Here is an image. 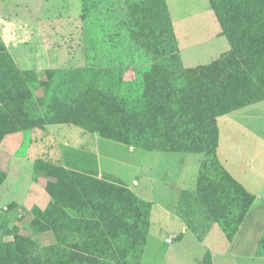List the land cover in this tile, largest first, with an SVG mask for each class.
Returning a JSON list of instances; mask_svg holds the SVG:
<instances>
[{
  "label": "trees",
  "instance_id": "1",
  "mask_svg": "<svg viewBox=\"0 0 264 264\" xmlns=\"http://www.w3.org/2000/svg\"><path fill=\"white\" fill-rule=\"evenodd\" d=\"M209 1L242 68L223 80L212 79V68L199 75L184 69L167 0H135L128 7V21L119 24L121 36L122 29L129 31L135 78L124 77V61L121 69L88 61V68L74 80L67 79L74 75L71 70H22L0 36V145L10 134H24L46 123L72 122L135 148L200 154L198 201L233 242L256 195L221 161L218 117L264 100V0ZM147 24L162 28L169 37L157 40L161 55L152 53L150 34L143 30ZM35 164L37 172L54 178L49 183L53 194L48 208L35 207L48 215L49 225L35 229L53 230L56 241L43 249L14 230L12 242L0 239V264H142L150 201L127 186L108 184L97 174L44 160ZM2 175L0 171V184ZM78 202H82L79 216L68 215L64 207L74 208ZM127 207L134 212L126 213L131 216L129 224H136L134 230L115 219L124 216ZM256 254L264 256V235ZM202 264H215L211 250L204 253Z\"/></svg>",
  "mask_w": 264,
  "mask_h": 264
},
{
  "label": "rangeland",
  "instance_id": "2",
  "mask_svg": "<svg viewBox=\"0 0 264 264\" xmlns=\"http://www.w3.org/2000/svg\"><path fill=\"white\" fill-rule=\"evenodd\" d=\"M134 1L47 0V2H44V0H5L4 8H13L17 14L16 18L24 20L21 23L22 26L20 23L17 24L22 29L16 27V32L12 30L13 34H8L7 39L9 44L16 46V49L20 48L24 52H28L34 46L32 39L39 37L37 33L38 27L35 28V26L40 24L45 31H47L49 25L57 27L56 36L52 33V37L56 39L57 44L48 45L47 48L52 50L57 47L64 48L66 59L67 56L77 57L80 60L86 59L87 53L90 52L92 57L88 61L96 65H103V67L109 66V64H116L115 68L121 69L124 67L121 63L124 61V77L127 79L135 78L136 74L133 72L135 68L134 55L130 50L132 44L130 37L128 38L129 31L126 28L122 29L121 31L124 34L121 36V27L119 25L120 22L128 21V13L131 10L128 7ZM138 1L140 2L141 0ZM206 1L210 2L209 0ZM202 3V0H173L171 5L180 42L186 48V50H183V56L187 65L199 61L207 64L214 54V50H211L210 47L216 41L215 33L219 30L220 22L216 21L217 17L215 20L209 10L208 12L206 10V12H200V7H204ZM205 8L207 9V6ZM200 13L201 15H199ZM11 16L12 13L10 12L8 17ZM48 19L50 20L48 21ZM150 26L147 24L142 27L143 30L147 31V34H150L147 40L149 45H152H150L152 53L161 55L163 49H159L158 41H161V38L165 40L169 37L162 28L160 31L165 33L160 35V31L156 26ZM69 28H73L71 31L72 38L67 37L65 39L68 32L63 30L66 29L68 31ZM75 29L78 31H75ZM62 40H64V43ZM112 44H116L117 48L112 49ZM193 52L195 55H193ZM139 54L142 56L143 52ZM91 58H93L92 62ZM194 59L197 62H193ZM89 62L81 63L82 66L77 67V69H73L70 66H66L70 67L67 70L60 69L62 65L55 66V69L71 70L74 74L77 72L80 75L82 74L81 70L88 68ZM138 66L140 65L137 64ZM226 124L228 125L227 127ZM220 126L223 131L222 140L224 136L230 137L222 143V152L230 162L235 163L236 167H234L238 173L236 174L237 177L263 196L249 215L250 218H248L244 227L245 231L242 234V240L231 246L219 225L206 213L205 207L200 201L194 202V206L193 200L190 199L191 202L188 200L187 203L182 200V202L173 204V206L180 208H177V210L173 209L177 212L180 211L179 213L185 218L183 220L184 224L189 229L184 232L183 225L174 224V221L168 222L164 218L161 221H157L159 224L161 223L160 226L163 228L164 234L175 230L183 232V236L181 239L176 240L173 245L169 244L168 241H157L154 237H150L142 264H202V257L208 246L215 248L217 264H261L260 258L263 256L258 257L256 252L264 235V102L244 108L239 113L233 114L232 117L221 119ZM71 128L79 130L74 129L76 128L74 126ZM85 134L91 137L90 133ZM71 135V138L61 137L58 145L54 141L53 154L58 150V152L65 155L68 163L80 169H95V171H98L97 166L101 162L105 172L120 176L123 179L105 174V179H103L111 182H107L108 184L116 185L119 183L123 186H133L132 179L135 173H138L142 178L144 170L152 168V172L157 179L160 180L162 178L164 181L162 185L156 186L158 188L157 195L160 190L161 193L165 190L174 197L183 195L189 198L191 195L190 190H192L193 186L197 187L202 159L200 154L182 156L181 153L149 152L137 149L135 158L132 160L129 148L124 144L105 139L97 147L94 141L89 140L87 144H84L76 138L74 133ZM8 145L17 148V143ZM24 149L27 150L26 147ZM17 152L21 151L18 150ZM36 166L34 164V175L31 179L24 176L21 169V174L16 178V184L13 189L9 191V194H5V198L2 197L4 201L0 198V204L2 205L0 207V239L3 243L14 240V230L20 234L30 236L43 249L56 241L53 230L38 232L35 229V227L41 228L42 225H49L50 219L48 215L46 216L42 212L37 211L35 207L38 206L42 211L48 208L53 194V192L49 191V183H53L52 181L54 180L53 176H48L45 172H37ZM23 169H26V167ZM181 169L186 170L189 177L188 185L190 188H186L185 192L176 185V181L180 180L178 174ZM0 171L3 174L2 183L0 184L1 188L5 181L9 179L8 176L14 177V175L1 170V168ZM24 174L26 175L27 171ZM39 176L43 179L40 189L37 193H34L33 189L29 193L28 182H38ZM79 177L81 178L82 176ZM77 183L82 186L80 181ZM14 189L15 192H13ZM83 193L85 192L83 191ZM32 196H36V202L33 204L29 202V198ZM113 196L114 199L121 202L118 194H113ZM74 206V208H69L63 205L68 215L73 214L72 216L76 217L79 216L77 210L82 208V202H78ZM122 213H125V215L117 216L115 219H118L123 225H130L134 230L136 224H132L131 221L129 224L131 216L129 214L126 215V213L134 214V212L127 207L123 209ZM141 213L140 222L144 224L143 205ZM210 229H214L216 232L213 241L205 238ZM180 236L179 234L178 237ZM262 264H264V260H262Z\"/></svg>",
  "mask_w": 264,
  "mask_h": 264
},
{
  "label": "crops",
  "instance_id": "3",
  "mask_svg": "<svg viewBox=\"0 0 264 264\" xmlns=\"http://www.w3.org/2000/svg\"><path fill=\"white\" fill-rule=\"evenodd\" d=\"M202 1H203L202 4L204 7L203 8L200 7V12L201 13L206 12V11L208 12V10H209V12L213 15V17L216 20L217 16H216L214 9L211 6V3L206 1V0H202ZM44 2H47V0H44ZM4 3H5V0H0V36H1L2 40L4 41V43L6 44L7 48L9 49L10 53L12 54L13 58L15 59L17 65L22 70L34 69V70H37L39 72H44V71L49 70V69H54L55 66H57V65H62V67L60 69H66L67 70V69H70V67H73V69H77V67L82 66L81 63H83V62L87 63L88 62L87 57H86V59L84 58V59L80 60L77 57L67 56V59H66V53L64 51V48H62V47L61 48L57 47L55 49L53 48V50L50 48H47L48 45L57 44L56 39L54 37H52V33L55 34L57 32V27H53L50 25H49V27H47V31H45L43 26L40 24L35 26V28L38 27L37 33H38L39 37H37V39H36V37L32 39L33 40L32 44L34 46L31 47V49H29L28 52H24V50H22L20 48L16 49V46H14L13 44L12 45L9 44L8 39H7V35L13 34L12 30H15V32H16V27L18 29H22L21 27H18L19 25H17V24L20 23V25H21V23L24 22V20H19L18 18H16L17 14L15 13L16 11L13 8H11V7L4 8ZM167 3H168L169 10H170L172 20L174 23V28H175V32L177 35V40H178V44H179V48H180V54H181V59H182L184 69H186L188 72L194 71V72H196V74L199 75V73H202L206 69L212 68L213 69L212 70V79H217V80H220V79L223 80L225 78L232 77V76L238 74L242 70L237 59L234 58V56H233V50H232V47H231L229 41L222 34V31H221L222 28H221V25H220L218 19L216 21L219 23V30L216 31V33H215L216 41L213 43L214 45L210 47L211 50H214V54L212 55L213 57L210 59V62L205 64V63H202L201 61L197 62V60L194 59L193 62H197V63L187 65L185 63V59L183 56V50H186V48H184L183 43L180 42L178 32L176 29L175 17L173 15L172 9H171V5L173 4V0H167ZM206 6H207V9L205 8ZM10 12L12 13V16L8 17ZM201 13L199 15H201ZM49 20L50 19H48V21ZM14 27H15V29H14ZM72 29L73 28H69L68 31H66V29L63 30L65 32H68V35L65 37V39L67 37H70V39L72 38L71 37ZM75 31H78V30L75 29ZM55 36H56V34H55ZM23 42L26 43L24 40H23ZM62 42L64 43V40H62ZM210 54H212V53H210ZM193 55H195L194 52H193ZM198 60H199V58H198ZM66 66H70V67H66ZM98 66L103 67V65H98ZM73 77L78 78L81 76L79 75V73H76L72 77H67V79L68 80H74V79H72ZM38 97H42L41 91L38 93ZM261 102H264V100L259 101V102L254 103V104H251V105H248V106H245V107H242V108H239L237 110L223 114V115L218 117V126L220 129L218 151H219V156L221 158V161L227 167V169L243 185H245V187L248 190H250L251 192H253L256 195L255 202L253 203L249 213L247 214L245 220L243 221V224L241 225L234 241L230 242L231 246L233 244L235 245L238 241L242 240V237H243L242 234L245 231L244 227L246 226L248 218H250L249 215L253 211L252 209L254 208V206H256L259 203V200L263 196H261L260 193L255 192L246 183L241 181L239 179V177H237L236 174H238V173L235 170V167H236L235 163L230 162V160L228 158H226L227 156L225 154H223L222 143L227 138H230V137L224 136V139L222 140V134H223L222 132L223 131H222V128L220 126V120L225 118V117H232L233 114L239 113V111H241L242 109L247 108V107L252 106V105H255V104H258V103H261ZM0 104H1V102H0ZM38 113L41 114L42 112H37V114L35 113V115H39ZM72 126L76 127L74 129H79V130H73L71 128ZM227 126L228 125L226 124V127ZM72 133L75 134L76 138L80 142L87 144L89 140L94 141V142H96L97 147L100 144H102V141H104L105 139L110 140V139L103 137L99 133L90 132V131L84 129L83 127L76 125L72 122L46 123V124H44L43 128L35 127L32 130H28V132H25L24 134L23 133L22 134L16 133V134L8 135L0 145V168H1V170L7 171L8 173L13 174L14 177H12L11 175L8 176L9 179L6 180L5 183L3 184V186L0 188V193L3 192L0 195L1 196L0 198H2V197L5 198V194L6 193L9 194V191L13 189V187L16 184V178H18L19 174H21V172H20L21 169L23 170L24 176H26L27 178H30V179L33 177V175H34L33 174V168H34V164L37 160H44L46 162H50V163L55 164V165L63 166L69 170H74V171L83 172V173L97 174L96 176L99 179H103L105 174L117 176V175H114L112 173L105 172L104 169L102 168L101 162L98 163V166H97L98 171H95V169H90V170L80 169L79 167H77L75 165H71L70 163H68L67 159L65 158V155L63 153L58 152V150L53 154L52 150L54 147V143L56 142V144L58 145L61 137L62 138H64V137L71 138ZM85 133H90L91 137H88V135ZM110 141H113V140H110ZM113 142L120 143L117 141H113ZM14 143H17V148L8 145V144L13 145ZM120 144H124V143H120ZM124 145L128 146L127 144H124ZM24 147H26L27 150H25ZM128 148H129V151L131 153L130 154L131 158H132V160H134L135 155L137 153L136 150L141 149V148H135L133 146H128ZM18 150H20L21 152H17ZM143 150H145V149H143ZM145 151L174 153V152H167V151H151V150H145ZM181 154H182V156L191 155L188 153H181ZM25 167H26V169H23ZM25 171H27L26 175L24 174ZM178 175L180 177V180L176 181V185L182 191L185 192L186 188H190V186L188 185L189 184L188 172L186 170L184 171L181 169ZM198 175H199V173H198ZM133 176H134L132 179L133 186L132 185L131 186L127 185V186L132 191H134L139 196H141L143 199L150 201L152 203V209H151V215H150V229H149V235L147 238L146 247H148V240L150 239V237H154L155 239H157V241H164V242L168 241L169 244L173 245L176 240H179L182 238L183 232H178V231L173 230L172 232H168V233L164 234L163 228H161V226H160L161 223L159 224V222H157V221H161L163 218L166 219L168 222L174 221L173 222L174 224L179 223V224H181L180 226L183 225L182 227L184 229V232H186L189 228L184 224L185 223L183 221L185 219L184 216L181 213H179L180 211L177 212V211H174V209H173V208H175V210H177V208H180V207L175 206V205L173 206V204L177 203V202H182V200H184V202L187 203L188 200L190 201V199H191V200H193L192 203L194 205V202L198 201L197 187L196 188L194 186H193V188L191 187L192 190H190L191 195L189 198L186 196H183V195L174 197L172 194L167 193L165 190L162 191V193L160 190L158 195H157L158 188H156V186L162 185L164 183V181L162 180V178L160 180L157 179V177L152 172V168H150L149 170H144L142 178L140 177V175L138 173H135ZM117 177L119 179L123 180L120 176H117ZM13 179H15V180H13ZM12 181H14V182H12ZM197 181H198V179H197ZM42 183H43V179L41 176H39L38 182H33V183L28 182V184H27L29 187L28 192L30 193L33 189L34 193H37L38 190L40 189V186ZM162 189H165V188H162ZM13 192H15V189ZM35 197L34 196L30 197L29 202H31L32 204L35 203L36 202ZM178 197H181V198H178ZM2 201H4V199ZM260 206H262V204H260ZM0 207H2L1 204H0ZM210 217H208V218H210ZM154 221H155V223H154ZM216 224H218V223L216 222ZM221 230H222V228H221ZM222 232H223V230H222ZM179 234L181 235L180 237H178ZM223 234L225 235L224 232H223ZM167 235H168V238H167ZM215 235H216V232L214 231V229L213 230L210 229L205 238H206V240L213 241L215 238ZM202 245H204V244H202ZM208 249L212 251L213 256H214V262H215V264H217V262H216L217 252L215 251V248H211L208 246L207 250ZM262 260H264V256L262 258H260L261 264H262Z\"/></svg>",
  "mask_w": 264,
  "mask_h": 264
}]
</instances>
